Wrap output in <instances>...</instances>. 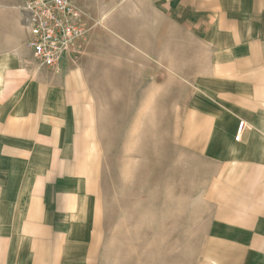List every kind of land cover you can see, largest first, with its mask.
Instances as JSON below:
<instances>
[{"label": "rangeland", "instance_id": "rangeland-1", "mask_svg": "<svg viewBox=\"0 0 264 264\" xmlns=\"http://www.w3.org/2000/svg\"><path fill=\"white\" fill-rule=\"evenodd\" d=\"M76 3L89 17L88 43L51 71L65 86L41 79L37 96L47 101L55 90L54 98L77 103L78 125L63 127V168L91 183L90 213L100 233L95 261L246 264L251 254L237 253L236 244L264 242L222 236L235 223L225 218L236 213L226 205L232 185L218 179L227 158L210 156L222 145L206 140L211 129L192 106L204 98L194 84L204 62L189 61L188 31L174 26L171 0ZM61 87L72 93L60 95ZM67 175L74 173L60 182Z\"/></svg>", "mask_w": 264, "mask_h": 264}, {"label": "crops", "instance_id": "crops-1", "mask_svg": "<svg viewBox=\"0 0 264 264\" xmlns=\"http://www.w3.org/2000/svg\"><path fill=\"white\" fill-rule=\"evenodd\" d=\"M20 1L0 0V264H99L91 183L84 185L74 177L77 171L63 168L69 148L63 127L78 125L77 103H68L64 94L72 90L65 87L63 99L53 97L55 90L47 101L37 96L40 80L61 85L60 73L36 72L24 63L30 53ZM171 5L174 26L188 31L189 61L204 62L203 71L194 74L204 98L191 103L211 129L206 140L222 145L210 156L227 158V172L218 179L232 185L228 195L234 201L226 205H234L236 213L225 218L235 223L222 236L262 243L264 0H171ZM240 121L245 128L235 141ZM44 127L53 133L44 134ZM68 173L74 175L60 185ZM236 245L237 253L251 254L246 264H264L263 243Z\"/></svg>", "mask_w": 264, "mask_h": 264}, {"label": "built area", "instance_id": "built-area-1", "mask_svg": "<svg viewBox=\"0 0 264 264\" xmlns=\"http://www.w3.org/2000/svg\"><path fill=\"white\" fill-rule=\"evenodd\" d=\"M19 11L28 36L25 45L30 56L24 60L26 65L59 72L82 55L91 27L76 0H21ZM244 128L240 121L235 141L240 140Z\"/></svg>", "mask_w": 264, "mask_h": 264}, {"label": "bare ground", "instance_id": "bare-ground-1", "mask_svg": "<svg viewBox=\"0 0 264 264\" xmlns=\"http://www.w3.org/2000/svg\"><path fill=\"white\" fill-rule=\"evenodd\" d=\"M245 126V125H244Z\"/></svg>", "mask_w": 264, "mask_h": 264}]
</instances>
